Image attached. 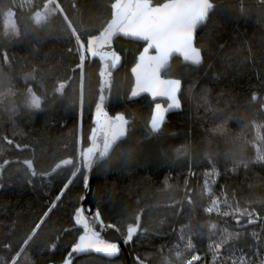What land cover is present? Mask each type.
<instances>
[{
  "label": "trees",
  "instance_id": "obj_1",
  "mask_svg": "<svg viewBox=\"0 0 264 264\" xmlns=\"http://www.w3.org/2000/svg\"><path fill=\"white\" fill-rule=\"evenodd\" d=\"M114 1L0 0V264H59L81 234L69 229L84 192L80 152L100 81L86 42L110 20ZM213 1L196 40L203 65L175 58L164 73L183 80V110L160 132L149 127L150 98L129 101L130 69L143 45L115 43L124 62L109 110L131 123L99 167L94 204L122 235L141 222L128 247L131 264H187L195 255L194 264H264V160L257 159L264 154V0ZM38 15L46 21L36 23ZM74 264L126 258L90 255Z\"/></svg>",
  "mask_w": 264,
  "mask_h": 264
},
{
  "label": "water",
  "instance_id": "obj_2",
  "mask_svg": "<svg viewBox=\"0 0 264 264\" xmlns=\"http://www.w3.org/2000/svg\"><path fill=\"white\" fill-rule=\"evenodd\" d=\"M137 2H143V0H115L110 5V8L112 10L110 20L98 35L90 37L86 42V54L88 55L90 61H98L100 64L98 73L100 80L98 87L99 94L93 111V127L88 137L89 144L82 152L83 167L85 170L83 181L84 192L80 199L79 207L74 215L75 224L69 229H79L81 230V234L76 244L72 246L71 250L67 254L65 260L59 264H74L77 258L90 255H96L108 260H115L123 255L126 258V264H131L128 247L132 245L141 230V222L139 221L135 226H133L137 227V232L132 234L131 240H128V230L130 228L127 230L125 235H122L116 225L112 223H106L104 221L99 209L94 204V195L96 192L99 167L103 162L107 161L112 156L115 148L127 138L129 133V126L131 123V119L125 113L118 112L112 115L109 110L113 86L115 82V75L122 68L124 62V55H122L116 49V41L122 39L124 41L136 42L143 45L140 53L137 56L136 63L130 69V74L133 78V86L129 95V101L135 102L143 97H149L150 100L154 103L149 121L150 128L152 120L158 114L163 116V123L161 125L162 129V127L168 122V118L170 115L179 113L183 110V104L181 101V94L184 87L183 80L164 76V73L172 67L173 60L175 58H179L182 61L183 65H188L196 68L202 66L204 63L203 51L196 44L197 34L201 27L207 25L213 12L210 11L209 17L206 22L203 25H198L194 33V46L199 48L200 50L202 63L200 65H193L190 61H185L180 53L172 52L169 55L167 61L161 64L158 59L160 53L156 49L149 47L148 41L142 40L135 36L124 35L118 30V28L114 26L119 23L122 11L121 9L117 8V5H127L130 3L135 4ZM146 2L150 7H162L164 3H169L171 2V0H167L161 4H156L154 0H146ZM214 5L216 8L217 5L215 3ZM109 33H111V35H109ZM92 41H95V43H91ZM145 74H151L153 79H157L162 82L161 87H163L169 81L179 80L181 82V87L180 92L177 93V96L180 100L181 107L179 109L171 108V100L167 96L160 95L159 91H144L141 87V84L142 77ZM119 117H122L123 121H126V123H124L123 125L125 135L123 137H120L109 149L108 155L101 159L100 152L103 147L102 142L104 140L105 134L109 131L111 125L122 123V121L118 120ZM89 148L94 149V154L91 159V167H89V162L86 158V153ZM97 212L99 213L98 217L94 215ZM81 239L98 240L105 244L115 243L119 248V252L111 257L106 256L104 253H97L91 250L83 253L73 252V249L80 244Z\"/></svg>",
  "mask_w": 264,
  "mask_h": 264
},
{
  "label": "snow or ice",
  "instance_id": "obj_3",
  "mask_svg": "<svg viewBox=\"0 0 264 264\" xmlns=\"http://www.w3.org/2000/svg\"><path fill=\"white\" fill-rule=\"evenodd\" d=\"M53 7L55 9V3ZM117 8L122 11L119 23L114 26L124 35L135 36L148 41V46L156 49L160 53L158 59L161 64L167 61L172 52L180 53L185 61H190L193 65H200L202 63L200 50L194 46V33L198 25H203L206 22L210 11L214 14L215 5L213 0H171L169 3H164L162 7H150L146 0H143V2H137L135 4L117 5ZM62 11L61 9V12ZM50 14L54 15V12ZM63 19L71 29L76 41H79L80 35L76 33L75 28H72L71 22L68 20L66 14L63 15ZM42 21H46V17L37 16L36 23L39 24ZM109 35H111V33H109ZM84 39L85 41L87 40L86 34L84 35ZM91 43L94 44L95 41ZM83 46V44L79 45L80 48ZM161 83L162 82L159 80L153 79L151 74H145L142 77L141 87L144 91H159L160 95L167 96L171 100V108L179 109L181 103L177 93L180 92L181 82L179 80L169 81L163 87H161ZM64 87L65 84L60 83L57 91H62ZM31 106L36 108L40 107V102L34 95L31 99ZM118 120L122 121V123L111 125L109 131L105 134L102 142L103 147L100 152L101 159L107 156L113 144L120 137L125 135L123 125L126 121H123L122 117H119ZM162 123L163 116L158 114L151 122V131L153 133L160 132ZM93 154L94 149L89 148L86 153L89 167H91ZM257 159L264 160V154L258 155ZM64 164L71 165L72 161L65 160ZM28 167L31 168L32 165L29 163ZM34 174L35 173H33V175ZM62 194L63 190L58 196ZM213 203H215V201H213ZM206 211L212 212V208L209 207ZM94 215L98 217L99 213L97 212ZM240 215H243V213H240ZM236 222L239 223V219H237ZM248 223H253V221L249 220ZM212 227L215 228V225H212ZM128 231V240H131L132 234L137 232V227H132ZM188 247H191L190 243ZM90 250L97 253H104L109 257L119 252V248L115 243L105 244L92 239H81L80 244L73 249V252L83 253ZM177 255H179V253H177ZM193 259H199V257L194 256ZM188 264H192V262L189 261Z\"/></svg>",
  "mask_w": 264,
  "mask_h": 264
},
{
  "label": "rangeland",
  "instance_id": "obj_4",
  "mask_svg": "<svg viewBox=\"0 0 264 264\" xmlns=\"http://www.w3.org/2000/svg\"><path fill=\"white\" fill-rule=\"evenodd\" d=\"M38 16H43V15H38ZM6 26H7V28L9 29V30H14L15 29V20H14V18H13V15H12V13H10V12H7L6 13ZM118 41V40H117ZM123 41V40H122ZM82 50H83V47H82ZM81 153V152H80ZM164 250L160 253V255L161 256H163L164 255ZM195 256H198V255H195ZM199 257V256H198ZM199 259H200V257H199ZM199 259H193V258H191L190 260H188L187 261V264H188V262L189 261H191L192 262V264H194L196 261H198ZM172 264H175V263H172Z\"/></svg>",
  "mask_w": 264,
  "mask_h": 264
},
{
  "label": "flooded vegetation",
  "instance_id": "obj_5",
  "mask_svg": "<svg viewBox=\"0 0 264 264\" xmlns=\"http://www.w3.org/2000/svg\"><path fill=\"white\" fill-rule=\"evenodd\" d=\"M213 3H215L214 1H213ZM216 4V3H215ZM216 9V8H215ZM213 14V13H212Z\"/></svg>",
  "mask_w": 264,
  "mask_h": 264
},
{
  "label": "built area",
  "instance_id": "obj_6",
  "mask_svg": "<svg viewBox=\"0 0 264 264\" xmlns=\"http://www.w3.org/2000/svg\"><path fill=\"white\" fill-rule=\"evenodd\" d=\"M81 155L83 154V153H80Z\"/></svg>",
  "mask_w": 264,
  "mask_h": 264
}]
</instances>
